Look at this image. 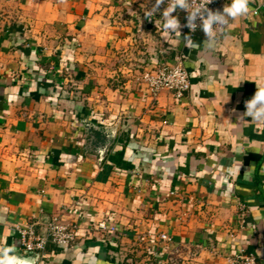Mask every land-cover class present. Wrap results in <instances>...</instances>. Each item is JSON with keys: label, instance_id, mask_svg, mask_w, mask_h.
I'll return each mask as SVG.
<instances>
[{"label": "crops", "instance_id": "obj_1", "mask_svg": "<svg viewBox=\"0 0 264 264\" xmlns=\"http://www.w3.org/2000/svg\"><path fill=\"white\" fill-rule=\"evenodd\" d=\"M262 2L208 48L179 8L164 30L149 0H0V248L37 264H233L241 250L264 264V123L245 115L264 87ZM178 58L190 89L152 97L143 73ZM54 217L76 241L25 251L15 225L47 235Z\"/></svg>", "mask_w": 264, "mask_h": 264}, {"label": "built area", "instance_id": "obj_2", "mask_svg": "<svg viewBox=\"0 0 264 264\" xmlns=\"http://www.w3.org/2000/svg\"><path fill=\"white\" fill-rule=\"evenodd\" d=\"M192 8H196L205 3V0H190ZM156 0H149V6L151 13L154 14ZM225 6L224 0H211V3L207 5V8L212 11H223ZM168 7V2L161 4L159 9ZM264 7V2L255 7L252 12L258 14ZM184 26L191 33L199 28L201 20L197 18L195 23L198 25L194 30H190L187 27L188 13L183 10ZM225 27V26H224ZM223 28H217V31L223 30ZM142 80L146 84L147 90L152 97H156L161 91H171L176 98H182L191 87V76L189 70L183 65L181 58H178L176 63L171 65H162L154 69L146 70L142 75ZM112 218L106 217L98 222L97 228L100 230H108L114 228L112 225ZM15 229L18 232L21 246L27 252H42L46 249L49 242H53L59 246H70L78 238V226L76 224H68L62 221L58 217L52 218L48 223V234L39 233L35 224H28L21 226L15 225ZM161 240L170 241L171 237L167 233H160ZM196 251H192L194 256ZM169 264L177 263V259L174 255H170L168 258ZM233 264H258L257 258L254 253L241 250L232 258Z\"/></svg>", "mask_w": 264, "mask_h": 264}, {"label": "clouds", "instance_id": "obj_3", "mask_svg": "<svg viewBox=\"0 0 264 264\" xmlns=\"http://www.w3.org/2000/svg\"><path fill=\"white\" fill-rule=\"evenodd\" d=\"M166 0H156L154 6L157 10ZM168 7L163 10V28L166 31H178L180 28L179 19L172 15L177 8L188 13L187 27L194 30L198 25L195 23L197 18L201 20L199 25L206 37L208 48L215 46L217 28H223L229 19L235 20L249 13L250 0H231L230 4L223 7V11H212L207 8L211 0H205V3L196 8H192L190 0H167ZM246 113L251 120L264 123V87L257 86L253 97L245 102ZM38 258H23L15 254L14 246L0 248V264H37Z\"/></svg>", "mask_w": 264, "mask_h": 264}, {"label": "trees", "instance_id": "obj_4", "mask_svg": "<svg viewBox=\"0 0 264 264\" xmlns=\"http://www.w3.org/2000/svg\"><path fill=\"white\" fill-rule=\"evenodd\" d=\"M94 134L96 135V137H98V135H100V133L98 131H95ZM99 138H100V136H99Z\"/></svg>", "mask_w": 264, "mask_h": 264}]
</instances>
